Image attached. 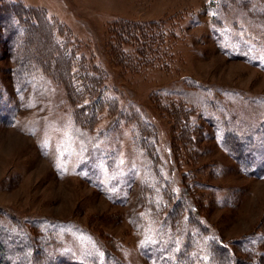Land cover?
I'll use <instances>...</instances> for the list:
<instances>
[{"label":"rangeland","instance_id":"obj_1","mask_svg":"<svg viewBox=\"0 0 264 264\" xmlns=\"http://www.w3.org/2000/svg\"><path fill=\"white\" fill-rule=\"evenodd\" d=\"M18 6L55 23L61 45H79L72 50H83L94 70L102 72L105 97L156 126L161 173L172 179L175 202L187 186L195 206L184 211L180 203L181 210H175L187 220L198 215L207 234L242 256L235 242L262 236L264 230V173L240 167L209 117L236 123L248 134L264 119V0H0V14ZM152 28L164 31L165 45L159 53L150 50L152 58L144 63L141 56L148 50L136 47L124 29L143 39ZM241 45L259 63L235 58ZM25 49L33 53L32 47ZM0 57V80L9 91L7 123L0 121V215L54 221L49 251L55 256L91 245L75 223L124 264H152L140 250L150 219L141 203L145 173L143 159L133 151V123L116 124L117 113L109 105L90 106L86 98L78 105L86 119L77 115L80 127L98 137L105 150L83 156V142L69 134L74 106L64 85L38 74L16 92L12 69L19 55L5 51ZM187 113L196 116L193 123ZM260 158L261 149L252 155L255 163ZM121 186L123 200L115 195ZM172 229L179 245L188 241L177 223Z\"/></svg>","mask_w":264,"mask_h":264},{"label":"trees","instance_id":"obj_2","mask_svg":"<svg viewBox=\"0 0 264 264\" xmlns=\"http://www.w3.org/2000/svg\"><path fill=\"white\" fill-rule=\"evenodd\" d=\"M18 10L19 6L13 8L11 12L0 14V41L7 46H3V49L1 47L0 52L4 55L5 51L11 53L16 51L19 55L18 63L12 69V84L15 85L16 92L25 90L33 82V77L38 74L50 76L64 85L68 100L74 106L71 114L73 126L69 134L71 138H77L83 142V156L102 155L105 150L99 145L98 137L89 135L87 130H82L80 127V119L77 115L81 119L84 117L78 105L85 102L86 98L90 106L92 104L94 106L109 105L113 109V114L117 113L116 124L125 119L133 123V151L138 159H143L144 163L145 181L141 179L143 191L141 203L147 208L146 216L150 219L140 245L142 254L152 259V264H264V247L258 246L259 242L260 245L264 243V230L262 236L247 235L237 240L235 244L239 245L243 254L237 256L216 235L207 234L208 228L201 225L198 215L190 216L187 220L185 215L175 210L176 207L179 208L180 203L185 207L184 211H187L186 206L190 209L195 206L191 205L187 186L186 195L180 197L181 200L178 203L175 202L176 192L172 189V179L161 173L162 162L159 155L160 148L157 147L159 137L156 126L150 121H142L136 113L134 115L123 112L114 97L104 96L107 90L104 89L105 82L102 72L94 70L83 50H78V54L73 52L80 48L75 42L61 45L62 39L57 38L55 23L43 13L28 14L25 9ZM124 30L128 37L129 32L132 33L130 38L133 39L136 47L141 49L145 47L148 50V54L144 53L145 55L141 56L144 63L152 58L150 50L154 49L152 51L154 53L163 51L160 50L165 45L162 37L163 30L161 32L157 28L149 29L142 33L143 39L136 37L135 32ZM120 36L124 39L123 35ZM120 43L122 44V41ZM72 45L73 48H70ZM27 46L33 48L31 55L25 53ZM233 56L259 63L253 61L249 48L245 45L239 46ZM261 65L264 68V64ZM6 85L0 80V121L4 120L7 123L6 113L9 111L7 105L9 99L5 95L6 91H9ZM187 114L188 119L192 117L189 122L193 123L196 116L191 113ZM176 120H179L178 116ZM209 121L214 129L220 131L222 146L244 171L257 176L264 173V119L256 124L253 134L245 133L248 131H244L243 128L230 121L222 123L212 116L209 117ZM180 132L182 134L183 127ZM104 134L107 136L108 133L104 132ZM241 147L245 150L241 151ZM260 149V161L255 163L252 155ZM109 164L113 169H117L114 159H110ZM198 184L202 185L199 182ZM118 188L119 192L115 195L122 194L123 200L122 186ZM53 222L48 218L15 220L6 212H2L0 215V264H124L120 258L98 242L89 230L75 223L74 229L85 234L90 239L91 245L72 247L56 256L50 254L49 249L54 247ZM176 223L182 232L188 233V241L182 245L175 241L172 226ZM66 228L65 226L63 228V237L67 233ZM62 242L66 244L64 240Z\"/></svg>","mask_w":264,"mask_h":264}]
</instances>
